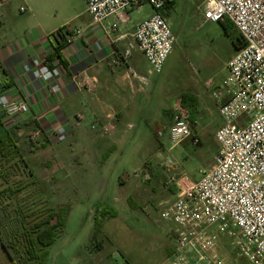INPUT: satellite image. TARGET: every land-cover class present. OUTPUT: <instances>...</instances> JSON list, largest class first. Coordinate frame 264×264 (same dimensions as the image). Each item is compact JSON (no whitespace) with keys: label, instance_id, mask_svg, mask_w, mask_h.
Instances as JSON below:
<instances>
[{"label":"rangeland","instance_id":"1","mask_svg":"<svg viewBox=\"0 0 264 264\" xmlns=\"http://www.w3.org/2000/svg\"><path fill=\"white\" fill-rule=\"evenodd\" d=\"M17 5L19 2L15 0L1 6L0 13H15L18 17ZM145 13L147 7L140 15ZM171 27L175 41L167 62L160 75L150 72L154 78L158 76L165 95L163 104L166 101L168 107L173 104V110L168 111L171 117L179 114L191 128L196 126L194 121L198 118L200 144L194 145L191 139H186L173 145L167 134H159L160 122L157 126L148 124L146 135L139 137L131 133L124 147V160L113 165L108 161L110 164L104 170L109 184L103 191L93 185L87 192L76 176L77 159L72 157L69 146L62 148L59 142H51L46 148L31 152L28 132L33 128L11 130L17 144V155L11 163L18 161L19 166L10 168L8 164L10 174L4 172L6 177L0 174V264H23V235L45 219L51 207L62 206L67 208V214L59 237L48 247L46 264H171L173 226L161 218V212L174 199L172 179L184 176L197 181L213 164L218 151L213 130L219 123L215 94L223 86L226 63L236 53L232 38L237 34L230 23L222 26L204 22L202 7L189 18H175ZM3 78L0 67V82ZM186 93L201 96L205 103L202 110L181 106ZM158 108L152 104V118L156 117L157 121ZM31 142L34 146L41 140ZM156 153L161 154L164 165L160 166ZM168 161L171 164L167 166ZM152 167L157 169L154 173ZM121 175L129 177L124 188L116 182ZM104 204L116 216L113 220L104 218L100 228L95 218L98 207ZM5 247L9 248L11 257ZM225 259L237 264L240 261L229 248Z\"/></svg>","mask_w":264,"mask_h":264},{"label":"built area","instance_id":"2","mask_svg":"<svg viewBox=\"0 0 264 264\" xmlns=\"http://www.w3.org/2000/svg\"><path fill=\"white\" fill-rule=\"evenodd\" d=\"M141 2L149 4L152 14L135 26L132 38L150 71L160 74L175 41L162 15L167 0H86V13L92 24L109 17L125 23L127 10ZM202 8L204 22L228 20L244 45L228 61L223 86L215 94L222 124L215 132L218 151L212 166L197 181L184 176L172 179L175 197L161 212V218L173 226L170 260L171 264H237L219 253L224 243L246 264H264V0H204ZM56 31L52 37L65 38L67 44L82 33L70 25ZM61 69L38 58L23 65L34 81L55 96L62 92ZM138 78L147 85L145 78ZM84 85L92 88L89 81ZM26 112V101L0 94L3 123ZM75 119L79 126L83 116ZM44 133L42 127L33 128L28 138L49 143L67 138V129L60 124ZM168 134L173 145L186 139L200 143L189 123L176 113Z\"/></svg>","mask_w":264,"mask_h":264},{"label":"crops","instance_id":"3","mask_svg":"<svg viewBox=\"0 0 264 264\" xmlns=\"http://www.w3.org/2000/svg\"><path fill=\"white\" fill-rule=\"evenodd\" d=\"M13 1L0 0V7L10 5ZM17 1L18 17L6 11L0 13V67L4 75L0 82V94L26 101L28 112L4 124L6 127L19 125L18 130L42 127L45 135L58 124L64 126L67 138L60 144L62 148L69 146L67 148L73 154L72 157L77 159L75 173L83 182L82 187L89 192L93 185H98L99 190L103 191L109 184L104 168L110 164L109 160L112 165L124 160V147L131 133L141 137L146 135L148 124L157 126L160 122L163 131L161 135L167 134L169 137L172 117L168 111L173 110V104L170 107L167 101L163 104L165 95L158 76L153 77L143 53L132 38L135 26L148 18L152 9L148 3L141 2L127 10L125 23H120L116 17H109L100 24H92L86 13V0ZM167 1L162 15L171 31V21L180 16H193L204 3V0ZM145 7L147 13L140 15ZM65 25L82 32L69 44L65 38L52 37L56 30ZM59 42L62 43L60 56L64 66L53 56V49ZM51 56L52 61L49 60ZM30 58L61 66L59 82L62 92L59 96L50 95L42 83L34 81L23 70L24 63ZM138 77L145 78L147 85L141 83ZM86 81L92 84L89 90L84 85ZM194 95V108L200 111L205 103L201 96ZM218 103L215 112L219 123L213 130L214 138L217 128L222 124L217 111ZM152 104L159 106V121L156 117L152 118ZM78 114L83 116L79 126L75 124ZM194 123L196 126L192 130L201 142L198 118ZM105 128H109L106 134ZM40 140L47 142L44 138ZM156 155L162 166L164 159L161 154ZM166 165H170V162H166ZM154 168L150 169L153 173L157 170ZM142 171L147 173L146 169ZM128 181L129 177L125 175L116 179L123 188ZM171 191L175 197V188ZM228 248L224 243L220 244L219 253L224 258L227 257ZM172 253L173 246L170 249ZM238 264H246V261L240 258Z\"/></svg>","mask_w":264,"mask_h":264},{"label":"trees","instance_id":"4","mask_svg":"<svg viewBox=\"0 0 264 264\" xmlns=\"http://www.w3.org/2000/svg\"><path fill=\"white\" fill-rule=\"evenodd\" d=\"M168 3V1L166 2ZM226 23H230L228 20L221 22L222 26H225ZM233 27V25L230 23ZM234 31L235 28L233 27ZM62 28L58 29L56 32H60ZM226 29L224 28V31ZM237 32V31H236ZM53 36V34H52ZM62 43H58L57 47L53 49V56L59 59L60 63L64 66V62L61 60L60 56V46ZM232 45L233 51L237 52L244 45V41L242 37L238 34L234 38H232ZM52 56L49 58L52 61ZM48 60V59H47ZM196 104V99L193 97L192 94L186 93L182 97L181 106L183 108L186 107H193ZM18 130L20 126H12L6 127L3 123V120L0 117V174L3 173L6 177V173L10 174V169L6 168L8 164L11 166L16 167L18 165V161L11 163L14 157H16V148L17 144L14 140L15 133L11 130ZM13 130V131H14ZM30 150L31 152L36 151L37 149H44L48 146L49 142H40L38 145L32 146V142L30 141ZM19 166V165H18ZM16 170V169H15ZM27 173V171H26ZM27 176H31L28 173ZM6 191V190H5ZM67 214L66 207H60L58 209L50 208L49 214L45 219L40 220L39 222L35 223L30 227V230L26 232L24 236V262L23 264H46L47 254H48V247L51 246L55 240L59 237L65 216ZM116 216V212L106 206H99L98 207V214L95 218L97 225L101 228L102 222L104 218L109 219ZM5 252L8 257H11V253L8 247H5ZM15 264H17L15 262Z\"/></svg>","mask_w":264,"mask_h":264}]
</instances>
